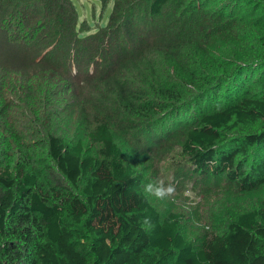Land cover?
<instances>
[{
  "label": "trees",
  "instance_id": "trees-1",
  "mask_svg": "<svg viewBox=\"0 0 264 264\" xmlns=\"http://www.w3.org/2000/svg\"><path fill=\"white\" fill-rule=\"evenodd\" d=\"M228 9L242 50L232 58L202 44L219 42ZM93 29L72 0H0V124L15 80L35 136L0 129V264H264V207L195 246L181 215L163 218L152 205L107 120L94 115L87 131L95 153L56 125L38 134L43 111L67 108L76 86L96 78L119 109L152 127L138 126L142 135L179 138L171 168L242 191L264 185V0H114L108 23ZM132 65L140 83L126 89L116 74Z\"/></svg>",
  "mask_w": 264,
  "mask_h": 264
},
{
  "label": "rangeland",
  "instance_id": "rangeland-1",
  "mask_svg": "<svg viewBox=\"0 0 264 264\" xmlns=\"http://www.w3.org/2000/svg\"><path fill=\"white\" fill-rule=\"evenodd\" d=\"M72 2L77 10L79 22H86L92 29L94 28L93 31L98 27H104L108 23L114 5V0H72ZM220 9L223 8H213L211 12L213 16ZM228 12L229 9L225 13V27H215V34L218 35L219 42L216 43L212 40L209 43L204 41L202 44H204V51H210L211 53L223 47L227 52L226 56L232 58L236 52H242V50L234 38L236 31L234 29L228 30L231 24L227 22L231 21L233 17L231 16L233 13ZM239 39L243 42L241 37ZM244 49L249 54V46L245 45ZM149 51L147 57L150 60H161V55H158L156 50ZM178 59L182 60L184 58L179 56ZM184 61L186 60L184 59ZM93 69V66H91L89 74H92ZM119 71L116 76L118 75L119 80L125 85L126 89L135 88V84L140 83L137 65ZM20 78L26 80L21 76ZM37 80L41 82L39 76ZM90 80H92V83L84 84L82 82L76 86L75 92L71 96H67L66 101L69 102L67 108L48 109L42 112L41 116L46 117L47 120L43 126L38 128L39 131L37 130L40 138L45 136L48 129L47 125L50 123L51 128L56 125L60 132L67 135L79 133V136L84 138L86 151L95 153L97 147L88 138L87 131L92 130L96 125L94 115H97L101 120H107L112 131L116 134L117 143L125 148L128 160L131 161L138 173H141L144 177L142 190L144 184L154 181L157 177H174L176 184L174 200L157 201L154 197H150L143 192L152 205L162 214L163 218L170 213L181 215L183 218L182 231L185 237L192 241L195 246L200 245L206 235L210 236L225 232L228 221L234 219L241 212L264 207V185L251 191H242L228 183L224 177L220 178L222 181L219 185L214 176L211 178H209L211 175L201 176L187 166L182 167L180 170L178 167L180 164H175L176 171L171 173L170 171L174 170V167L171 168L170 166L173 160V152L178 154V150H180L177 144L179 138L177 137L175 141H163L166 139V133L164 132H159L153 136L142 135V132L140 133V130H137L138 126L143 129L145 127L148 130H151L152 127L144 126L142 119L135 120V117L130 116L121 108L119 109L116 95L110 92L112 89L109 83L98 82L96 78ZM23 84L20 85L23 87ZM35 88L39 89L37 85H35ZM22 95L23 92L19 89L18 82L15 80L10 81L7 91L9 101L7 105L11 108L7 121L0 124V129L3 126H12L14 132L22 131L25 139L30 140L35 138V136L30 135V130H27L29 126H26L29 123L27 112H30L31 108L27 102L22 101ZM85 106L89 109L86 111V115H82L85 112L80 111ZM167 128H169L168 124ZM162 131L164 130L161 129ZM7 135H13V131H8ZM136 142L140 146L134 145ZM144 145L148 146L144 147Z\"/></svg>",
  "mask_w": 264,
  "mask_h": 264
},
{
  "label": "clouds",
  "instance_id": "clouds-1",
  "mask_svg": "<svg viewBox=\"0 0 264 264\" xmlns=\"http://www.w3.org/2000/svg\"><path fill=\"white\" fill-rule=\"evenodd\" d=\"M143 191L148 196L154 197L157 201L174 200L176 195L174 177H157L154 181L144 184ZM142 223L147 227L152 226L149 218H145Z\"/></svg>",
  "mask_w": 264,
  "mask_h": 264
}]
</instances>
